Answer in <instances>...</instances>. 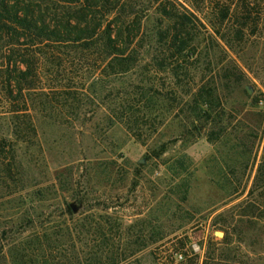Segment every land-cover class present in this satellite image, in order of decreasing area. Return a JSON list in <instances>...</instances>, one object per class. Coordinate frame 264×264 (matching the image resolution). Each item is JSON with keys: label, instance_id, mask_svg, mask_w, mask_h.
I'll use <instances>...</instances> for the list:
<instances>
[{"label": "rangeland", "instance_id": "1", "mask_svg": "<svg viewBox=\"0 0 264 264\" xmlns=\"http://www.w3.org/2000/svg\"><path fill=\"white\" fill-rule=\"evenodd\" d=\"M126 3V24H140L130 71L102 72L95 49L41 48L27 119H13L22 100L6 95L9 50H0V264H67L76 254L102 264H204L209 252L215 264H264L263 175L255 183L264 164V0H252L262 13L242 47L216 40V48L200 30L197 62L165 66L161 5L175 2ZM201 88L219 98L209 118L193 103ZM24 120L33 128L15 131ZM66 228L71 240L60 245ZM43 233L49 240L35 245Z\"/></svg>", "mask_w": 264, "mask_h": 264}, {"label": "trees", "instance_id": "2", "mask_svg": "<svg viewBox=\"0 0 264 264\" xmlns=\"http://www.w3.org/2000/svg\"><path fill=\"white\" fill-rule=\"evenodd\" d=\"M126 1L0 0V50H9L4 67V88L7 97L13 102L22 100L21 106L16 104L13 108V119L29 118L26 113L27 105L23 100L26 92L32 93L31 91L35 89V84L31 81L36 70L34 57L41 48L52 52L58 48L74 46L95 49L101 58L100 65L105 64L102 72L106 70L109 71V75H120L130 71L135 58L133 52L129 50L137 37L140 24L134 19L130 24H126L125 18L130 16L124 11ZM173 1L182 11L175 3L161 5V20L163 23L168 22V26L157 33L160 45L165 46L168 51V57L160 61V65L163 66L168 61H175L178 64V59L189 64L196 63L201 52L200 30L211 31L215 38L210 36V40L213 38L211 42L216 48H219L216 40H220L229 51L235 50V47H242L240 45L245 43L247 31L257 27L254 17L262 13L256 11L257 5L253 4L252 0H225L222 5L219 3L221 0H207L202 9L194 6L192 1L196 0H184L189 9L176 0ZM105 13L111 15L110 20L106 21ZM232 19L235 20L236 26L231 29L227 26L224 28V23ZM21 47H27V52ZM218 102L219 98L213 88H201L193 99L198 111L201 112L200 106H205L204 114L208 115V118L209 112L214 111ZM254 105H258L257 99H254ZM22 124H26V128ZM24 128L31 130L33 126L30 121L24 120L17 124L15 122V131L20 132ZM261 175L264 177V164L258 168L255 183ZM67 211L71 214L70 208H67ZM62 232L61 235H55H60L58 239L60 245L61 239L66 241V235L71 240L67 228ZM104 235L100 232L98 252H102L106 246ZM47 237L48 235L43 233L35 239V245L40 246L44 239H48ZM74 260L67 264H102L101 258L92 262L88 257L80 258L78 254ZM216 261L214 252H209L205 256L204 264H215ZM120 263L121 260L116 258L110 264Z\"/></svg>", "mask_w": 264, "mask_h": 264}, {"label": "water", "instance_id": "3", "mask_svg": "<svg viewBox=\"0 0 264 264\" xmlns=\"http://www.w3.org/2000/svg\"><path fill=\"white\" fill-rule=\"evenodd\" d=\"M246 91H247L248 94H251V90L248 87H246ZM215 236L222 238L223 237V233L222 232H216Z\"/></svg>", "mask_w": 264, "mask_h": 264}, {"label": "built area", "instance_id": "4", "mask_svg": "<svg viewBox=\"0 0 264 264\" xmlns=\"http://www.w3.org/2000/svg\"><path fill=\"white\" fill-rule=\"evenodd\" d=\"M180 258V257H179Z\"/></svg>", "mask_w": 264, "mask_h": 264}]
</instances>
